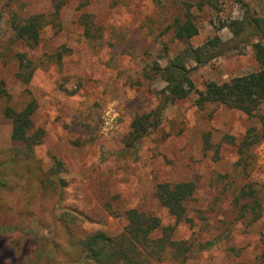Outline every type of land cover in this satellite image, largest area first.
<instances>
[{
    "label": "rangeland",
    "instance_id": "374dc122",
    "mask_svg": "<svg viewBox=\"0 0 264 264\" xmlns=\"http://www.w3.org/2000/svg\"><path fill=\"white\" fill-rule=\"evenodd\" d=\"M187 6L199 30L191 46L216 36L225 43L207 64L184 59L174 36ZM53 12L54 0H0V78L11 107L36 102L34 127L44 137L31 163L45 173L33 176L26 165L0 168V264H49L51 240L57 264H74L82 239L119 235L131 209L175 228L173 238L191 247L184 264H261L264 103L249 117L226 106L200 109L192 94L167 105L160 125L142 138L133 122L164 101L165 83L144 75L155 61L180 60L197 91L258 70L253 44L262 38L264 45V36L247 29L235 37L224 26L261 18L264 0H69L58 20H47L37 46L15 37L13 22ZM20 55L38 66L27 83L18 77L29 72L21 70ZM252 128L262 139L248 148L243 169L238 148ZM11 135L0 103V165L21 147ZM56 165L58 185L42 183ZM181 182L196 189L187 219L176 222L156 188ZM251 188L258 204L244 195ZM159 264L181 263L170 255Z\"/></svg>",
    "mask_w": 264,
    "mask_h": 264
},
{
    "label": "trees",
    "instance_id": "16d2710c",
    "mask_svg": "<svg viewBox=\"0 0 264 264\" xmlns=\"http://www.w3.org/2000/svg\"><path fill=\"white\" fill-rule=\"evenodd\" d=\"M69 0H54V12L45 17L33 15L23 21L13 22L15 37L25 42L28 46L35 47L39 44L41 31L47 20H58L60 12ZM203 4L199 3L201 8ZM191 6H187L182 18L176 19L173 24V32L177 41L183 45L182 57L190 59L197 65L207 64L218 58L224 52L225 43L220 36L208 39L203 45L193 47L190 44L192 38L198 35V27L194 22V16L190 13ZM235 37H240L247 29L254 31V36H264V16L261 18H247L233 20L226 26ZM262 39V38H261ZM259 39L253 44L254 58L258 70L249 72L230 79L223 83L208 82L203 91H197L191 78L190 70L178 59L169 60L166 65L159 61L153 62L145 71L147 79H159L165 83L164 101L154 110L151 116L136 118L133 122V133L137 138L147 135L150 129L160 125L161 114L167 105L188 99L192 94H197L195 105L204 109L208 105L226 106L238 110L249 117L254 116L264 103V45ZM61 55L59 56V58ZM22 71H29L27 75L20 72L18 77L25 83L30 81L33 72L38 66L23 55L19 56ZM10 95L5 82L0 78V103L4 116L12 122L13 142L21 145L14 151L6 164L0 168L7 170L10 166L19 168L26 165L33 176L42 173L39 166L31 163L34 159V148L42 142L44 132L35 129L33 115L37 105L30 101L21 110H16L9 104ZM262 138L252 128L241 144L238 152L240 155L238 165L247 169V151L251 145L259 143ZM3 154L0 148V157ZM23 159V160H22ZM59 167L51 171V179H44L42 183L50 182L52 187L58 185L57 173ZM9 181V180H8ZM64 184L63 180H60ZM193 182H181L177 184L164 183L156 188V196L160 204L167 209L169 214L181 222L187 219V204L195 192ZM250 194L252 204H258V198L254 189H250L244 195ZM127 225L123 231L114 237L104 233L89 235L79 242L80 257L74 264H159L170 255L174 261L184 264L191 255V247L186 241H178L173 238L174 227L163 226L161 220L155 215L131 209L127 212ZM50 248L48 253L49 264H57L55 243L48 241ZM211 244H208L210 246ZM261 264H264V239L263 250L260 256Z\"/></svg>",
    "mask_w": 264,
    "mask_h": 264
}]
</instances>
